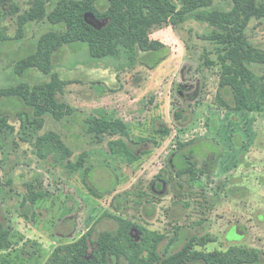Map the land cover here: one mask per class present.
<instances>
[{
  "label": "rangeland",
  "instance_id": "rangeland-1",
  "mask_svg": "<svg viewBox=\"0 0 264 264\" xmlns=\"http://www.w3.org/2000/svg\"><path fill=\"white\" fill-rule=\"evenodd\" d=\"M172 1L181 8L180 0ZM11 3L22 12L35 0ZM10 5L3 11L11 10ZM232 7V0H211L209 9L228 12ZM47 25L28 24L16 41L15 15L0 18V30L13 39L0 45V88L18 84L15 52L21 48L24 55ZM213 34L212 27L195 20L152 30L149 39L168 50L152 70L128 67L123 50L119 58L93 60L67 49L58 69L67 81L60 99L74 114L62 120L46 114L29 124L31 112L19 98H0V114L8 125L0 130V221L9 242L0 249V264H45L57 247L76 242L90 229L92 239L102 232L116 234L119 223L113 216L135 226L139 257L148 254V242L151 246L157 237L159 255H173L186 246L190 253L233 247L264 255V112L219 105L220 68L205 66L207 59L217 62L219 45L210 40ZM246 35L264 50V19L251 20ZM249 69L261 78L259 66ZM26 80L47 79L31 70ZM21 113L30 115L29 122ZM85 116L122 119L129 128L122 143L138 159L129 161L122 144L112 143L116 138L95 143L82 127ZM49 133L58 135L70 152L67 160L59 154L38 155L43 152L37 138ZM187 154L198 170L196 177L179 174L188 166L182 157ZM81 155L82 167H69L67 162L74 164ZM85 168L90 170L89 186L102 199L86 190ZM30 186L47 197L24 203Z\"/></svg>",
  "mask_w": 264,
  "mask_h": 264
},
{
  "label": "trees",
  "instance_id": "trees-1",
  "mask_svg": "<svg viewBox=\"0 0 264 264\" xmlns=\"http://www.w3.org/2000/svg\"><path fill=\"white\" fill-rule=\"evenodd\" d=\"M180 1L179 9L172 0H35L32 8L21 12L11 0H0V18L7 15L16 17L18 37L14 40L23 38L28 24H48L47 31L28 46L24 55L21 48L15 52L18 59L14 63L13 77L18 84L1 87L0 98H19L30 110L32 120L29 122L28 113L19 116H24L29 124L42 121L46 114L55 120L65 119L74 114L60 99L67 81L60 77L58 69L67 49L75 54L87 53L93 60L119 58L123 50L127 53L128 67L141 65L152 70L166 58L168 50L160 42L150 40V32L168 22L177 26L195 20L213 28L210 40L219 45L217 62L208 59L205 62L206 67L220 68L216 96L219 105L233 111L263 113L264 50L249 42L246 28L251 20L264 19V0H232L233 7L228 12L210 10L211 0ZM8 3L11 10L4 12L3 7ZM12 40L0 30L1 46ZM252 65L261 68L263 74L260 79L249 69ZM31 70H37L47 80L27 81ZM175 118L181 120L183 116L177 113ZM6 127V118L0 114V130ZM82 127L95 143H101L105 137L116 138L112 143L122 144L129 161L138 159L122 143L121 138L129 136L128 125L122 119L85 116ZM157 133L167 136L169 130H158ZM37 148L43 152V155L38 154L41 158L59 154L62 160H67L70 156L54 133L37 138ZM182 157L188 166L179 174L196 177L197 169L190 161L191 156ZM67 164L74 169L81 168L83 156L74 164L69 161ZM89 177L90 170L85 168L83 181L86 190L91 196L102 199L89 186ZM46 197V192L35 191L30 186L23 202L32 205ZM112 219L119 223L116 234L102 232L92 239L93 230L90 229L76 242L57 247L45 264H264V255L233 247L226 252L190 253V247L186 246L176 254L168 255L165 251L159 255L156 245L161 237H157L151 246L146 242L148 254L139 257L140 245L135 242L132 229L135 226L115 216ZM7 235L0 221V249L9 246Z\"/></svg>",
  "mask_w": 264,
  "mask_h": 264
}]
</instances>
